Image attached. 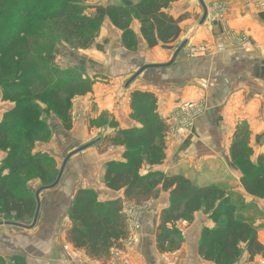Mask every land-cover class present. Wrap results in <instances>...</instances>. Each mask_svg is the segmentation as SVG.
I'll return each instance as SVG.
<instances>
[{"label": "rangeland", "instance_id": "1", "mask_svg": "<svg viewBox=\"0 0 264 264\" xmlns=\"http://www.w3.org/2000/svg\"><path fill=\"white\" fill-rule=\"evenodd\" d=\"M45 1L48 2L50 0ZM130 1L133 5L140 2L139 0ZM78 2L80 3L79 6L82 7L83 14L86 17L96 19L94 27L89 30L85 29L79 35L70 38L57 31L58 25L56 21L37 20L33 21L25 30L24 34L26 35L25 38H27V43H23L21 40L17 44L19 51L23 48H27L29 50L27 55L31 56V59L28 60L29 64L34 63L37 67L44 69V71H53L57 73L63 72L67 79L71 77L76 79L78 78L80 82L90 84L91 90L87 93L77 94L74 96H70L68 88H62L59 90V93L67 99V108L71 117L72 128L68 131L64 130L59 121L56 120V116L53 113V110L50 109L48 103H41L37 99H32L31 101V104H35L37 109L41 111L39 119H37L44 125L45 130L37 139L35 138L36 136L33 132L29 133L20 131V134L18 133L17 140L19 143L23 144V146L30 147L28 148L29 155L32 157L33 155H44L42 167L45 169L47 177L51 176V172L58 176L62 170V166L63 172L55 187L50 188L49 190H41L37 194V199L40 200V208L37 220L33 226L32 219H26L24 223H21L28 229L7 225L0 226V238L2 240V243L0 244V254L2 255L0 256H2L8 264H13L11 261L12 258H8L7 256L13 252L21 256V258L25 261V264H47L45 261H50V254L48 253L50 252L49 248L51 245L49 242L54 237V232L51 227L50 229L44 227L45 224L42 220L52 218L50 217L52 214L54 215L53 218L56 217V213L52 208H48V205L55 202L57 199V196L61 191V186L63 185L62 183L69 172L74 171V165L80 164L83 168L82 172L84 173L79 171L77 176L79 180L81 178V182L84 186L90 185L95 187L96 184H99L98 182L100 178L103 180L104 167L107 164H104V159H107L104 154L119 150L122 152L121 163L123 162L124 148L122 146H109V148L104 149V147L100 145L106 137L114 136L117 132L128 129H122L119 126L114 112L120 108L122 111L124 108L128 111L127 113H129L128 117L123 116L124 119L128 118V120L132 123V126H135V128L141 126L139 123L134 122L130 118L132 112L130 107L132 95L138 91L149 92L144 90L147 88L149 90L153 87L152 84L155 82V76H153V73L157 70H155V67L147 69L148 71L145 70V77L142 75L144 72L143 70L137 75L136 79L129 82L133 75L137 73V69L135 67H130L126 62L121 60L122 56L125 54H118L116 49L117 41H119V46L123 47L124 50L131 54L133 58H140L146 61V63L149 62L146 64L149 66L167 65L177 50L179 51L172 65L176 63V60L183 52L193 55L203 52H212L210 48H207L202 44L189 46L188 44L191 37L188 32L182 39H178L174 43L167 44V46H165L166 48L162 47L156 49V46L149 48L146 44H144V42L137 41L136 36L131 29L130 31H132L135 37V42L133 49L130 50L123 43L122 31L115 29L108 17L105 16L102 20H97L96 9L98 7L105 8L120 6L123 5L122 0H78ZM196 3L199 8L196 25L198 24L202 26L206 23L209 14L211 15L212 7L209 10L204 5L206 17L203 20L205 14L202 5L198 0H196ZM262 3V1L258 2V6ZM225 10L226 8L224 6L216 5L213 9L214 17H211V23L215 26H219L217 24H221V20L216 18L219 16L217 11L222 13ZM130 16L131 24L134 23L133 25H138L140 30V20L137 18L135 19L132 15ZM14 21L15 19H12L11 23ZM21 37L22 35L15 39L18 40ZM225 38L228 42L235 45H246L251 40L250 37L243 32L238 35L227 32ZM139 43L141 44L139 45ZM23 45L26 46L24 47ZM141 45L145 48L143 51L140 49ZM21 47L23 48L21 49ZM167 47L171 52L167 56V62L164 63L162 61L164 56H161L163 55V52L167 50ZM158 49L161 51H158ZM172 52L173 54L171 55ZM6 57L7 56L5 54H0V58L7 69V63L4 62ZM156 60L162 61V64H154L157 62ZM10 65L11 68L7 70L9 72L8 78L12 77L13 80L16 65L12 64V62H10ZM127 70L134 73L128 76L122 73L127 72ZM22 80V82L30 83L29 80ZM42 82L35 83V86H38ZM3 84H5V81H0V123L3 121L5 114L11 112L15 107L16 101L14 97L13 101L11 100V94L14 96V93L17 92L12 90V92L9 91L5 93L2 89ZM13 84L14 81L12 82V86ZM96 84H99L103 90V93H99V97L102 99L100 104H105L103 97H105V92L110 90L114 101L113 106L117 107L116 110L113 111L114 108L111 111H109V109L107 111L100 112L96 110L94 106L97 105V97H95V93L92 91ZM50 86L51 85L48 84L46 90ZM142 88L146 89L141 90ZM48 99L49 95H47L46 100ZM206 99V94L198 91L194 94V98L191 101L183 102L182 104H179V106L175 107L176 109L174 108L171 113L168 112V114H164L163 117H166V120H163L158 113L160 119L165 121L169 128L168 138L165 144L166 154L169 152V148L170 150L173 147V149H177L178 147L183 146L184 143H187V141L193 136V128L199 122L200 117L203 116L207 110ZM84 112L86 113L83 115ZM247 125L248 124L246 122L240 124L239 126L230 124V126H235V130L233 131L234 136L228 145L236 144L243 148L248 147L251 152H249L246 159H251V161L257 165L258 159L261 155L259 157L255 155V148L256 146L259 147L261 143H264V125L259 130H257V128L251 129V127ZM44 134H46V136ZM95 141H98V143L94 144V146L83 148L89 144H93ZM8 156L9 149L0 147V169H3L2 175L4 176H7L8 174V169L5 168V162ZM166 158L167 157H165L164 161L160 165L164 164ZM217 158L218 161H211L213 164H206V168L202 164L197 167L192 166L193 168L190 166H185L184 168L176 167L175 171H173L172 167V170L169 172L160 173L169 176H183L198 187L213 184L223 189L225 195L228 196L233 203H235L236 218L253 226L259 243L264 247V199L260 200L250 196L249 194L248 196L247 193L245 194L240 180L241 170L231 161L230 152H228L227 156L225 155ZM209 160H212V158ZM172 162H174V160H172ZM200 167L205 170H200ZM153 168L155 167H144L141 172L143 174H147L148 172H152ZM25 170L26 171L13 175L10 184L11 189L14 193L19 195L20 191H18V189L20 186L25 193L29 194L33 200H35L36 192L41 188L49 186L43 185V183L38 179L37 173L32 170L30 166H28ZM234 171L240 176L237 180L232 177L231 173ZM185 173H187L188 176H185ZM101 183L108 191L106 184L103 183V181ZM79 185L77 184L72 189L70 187L66 188L67 194H70L68 198L69 202L67 203V206H65V208L63 207L61 210L62 216L56 217H68V222L70 224L69 229L71 228V221L68 212L74 201L76 193L83 190L80 189L82 186L80 185L79 187ZM247 196L248 198H246ZM151 197L150 201L140 203L138 206L131 202H125L122 211L126 215L128 234L126 238L120 242L122 248L118 249L111 247V249L103 257L91 258L87 251L74 249L65 240L66 236L63 238L61 237L62 235L59 234L56 237L55 246L60 247L63 261L67 264H136L139 259L143 258L146 260V264H213L212 262H208L199 256L197 250L201 243L203 231H215L218 228V225H215L213 222V216L211 214H205L201 211L194 214L190 221L177 223L175 226L179 234L174 238L176 242L175 246L172 247L173 249L168 247L169 252L167 253H160L156 242L158 231L157 226L162 210L167 209L169 206V196L167 192H164L160 187H158L153 191ZM149 217H152L153 219L152 226L147 227V224L145 226V222ZM0 222H12L19 224L14 221V219L6 220L1 218ZM40 227H43L42 230H39ZM62 229L63 227L61 230ZM192 233H194V235ZM32 236L37 237L33 238ZM31 237L35 241L37 240L36 245L30 244L31 240L28 238ZM7 238L15 239V245L20 250H18L19 254L16 253V250L13 252L10 251L8 246L11 247L12 244L9 243ZM148 249H152L155 253H157V259H155V262L150 261L151 259L149 260L146 256V250ZM42 250H47V255L41 259ZM238 250L239 258L233 264H264V259L259 256L253 259L250 258V255L246 252L245 244L239 245ZM23 252L26 255L23 254ZM25 257L28 259H25Z\"/></svg>", "mask_w": 264, "mask_h": 264}, {"label": "trees", "instance_id": "2", "mask_svg": "<svg viewBox=\"0 0 264 264\" xmlns=\"http://www.w3.org/2000/svg\"><path fill=\"white\" fill-rule=\"evenodd\" d=\"M122 1L123 5L120 6L98 7L96 13L97 20L106 16L115 29L122 31L123 43L128 49H133L135 42L129 28L130 15L140 20V31L149 48L158 43L167 45L179 38L178 24L182 17L175 20L165 13L168 6L177 0H139L135 5L130 0ZM79 5L78 0H0V54L7 56L4 61L7 69L0 58V81H5L2 85L5 93L17 91L14 96L11 94V100L14 97L16 101L15 107L5 114L0 123V147L9 149L5 162L7 176L2 175L3 169H0V219H14L21 224L26 219L34 218L36 200L20 186L19 195L14 193L10 185L13 175L26 171L30 166L43 185L49 186L57 178L53 172L51 176H46L42 167L44 155L32 157L29 155L30 147L23 146L17 140L20 131L33 132L37 139L45 130L38 120L41 111L31 104L32 99L48 103L56 120L68 131L72 128L71 117L67 99L59 90L68 88L70 96L91 90L90 84L80 82L78 78L67 79L63 72L44 71L34 63L29 64V50L21 47L23 49L19 51L17 44L21 40L27 43L25 30L37 20L56 21L57 31L70 38L85 29H91L96 19L86 17ZM12 19H15L13 23ZM20 35L22 37L16 40ZM10 62L16 65L13 80L12 77L8 78ZM22 79L30 83L22 82ZM37 82L42 83L35 86ZM48 84L51 86L46 90ZM156 105L154 94L134 93L130 103V118L141 126L117 132L100 144L104 149L117 145L124 148L123 162L110 161L105 165L103 174L107 189L121 192L123 199L101 202L93 191H78L68 212L71 230L66 233L67 243L76 250L87 251L91 258L105 256L111 247L122 248L120 242L128 234L123 205L131 202L138 206L148 202L153 191L160 187L169 196V206L162 210L157 226L156 242L160 253H167L168 247L173 249L175 246L174 238L179 234L175 226L177 223L190 221L194 214L203 211L211 214L213 222L218 225L217 230H204L202 233L197 250L204 260L213 264H233L239 258L238 247L241 244L246 245V252L251 259L257 256L264 259V247L259 243L255 229L236 218L235 203L225 195L223 189L213 184L198 187L183 176H169L157 171L147 174L141 172L144 167L160 165L166 157L165 144L169 128L160 119ZM249 152L251 150L248 147L236 144L230 146L231 161L241 170L240 179L245 193L261 200L264 199V154L256 165L251 159H246ZM11 261L13 264H25L21 257H14ZM0 264H8L2 256Z\"/></svg>", "mask_w": 264, "mask_h": 264}, {"label": "crops", "instance_id": "3", "mask_svg": "<svg viewBox=\"0 0 264 264\" xmlns=\"http://www.w3.org/2000/svg\"><path fill=\"white\" fill-rule=\"evenodd\" d=\"M261 1L263 3L258 6V2ZM202 2L207 9L210 10L212 7L211 15L209 14L206 23L202 26L196 25V19L199 15V8L196 0H179L170 4L165 13L175 20L182 17L181 22L178 24L180 30L178 39H182L188 32L191 37L188 44L189 46L202 44L210 48L212 52H203L197 55L183 52L173 65L165 69L155 68L157 71L153 73V76H155V82L152 84L153 87L149 90L148 88H142L141 90L146 89L144 91H149L151 94L155 95L158 113L163 120L167 119L163 117L164 114H168V112L171 113L175 107L183 102L191 101L194 98V94L198 91L206 94L207 110L193 128V136L187 143H184L183 146L177 149H173V147L170 150L169 148L164 164L155 166L152 172L167 173L172 170V167L173 171H175L176 167H197L202 164L206 168V164H213L211 161H218L217 157L227 156L228 152H230L231 144H228L233 138V131L235 130V126H230V124L239 126L246 122L248 124L247 126L251 127V129L257 128V130L264 125L262 124L264 123V0H202ZM216 5L226 8L222 13L217 11L219 16L216 18L221 20V24H217L219 26H215L211 23V17H214L213 9ZM133 24H131L130 29L135 34L137 41L144 42L139 26ZM227 32L237 35L243 32L250 37L251 40L246 45L231 44L225 38ZM140 44L141 43H139V45ZM119 45V41H117V52L118 54H125L122 56L121 60L126 62L130 67H135L138 71L143 66H149L146 65L149 62L146 63V61L140 58H133L131 54L127 53L124 48ZM165 46L167 45L158 43L156 49ZM140 49L143 51L145 48L141 45ZM158 51L161 50L158 49ZM166 51H164L161 56H164L162 60L164 63L167 62V56L171 52L168 50V47ZM156 61L157 62L154 64H162V61ZM145 70L147 69H144L142 73L143 76L145 75ZM122 73L128 76L134 72L127 70V72ZM92 91L95 93V97H97V105L94 107L98 112L107 111L108 109L111 111L113 108V111L116 110L117 107L113 106L114 101L110 90L105 92V97H103V100H105L104 105L100 104L102 99L99 97V93H103L100 85L96 84ZM116 112L122 113L117 114ZM127 112L128 111L124 108L122 111L121 108L117 109L114 112L115 118L122 129L135 128L128 118L124 119L123 116L128 117L129 115ZM85 113L86 112H84L83 115ZM263 154L264 143H261L259 147L256 146L255 155L259 157ZM104 156L107 158L104 159V164L109 161L121 163L122 160V152L119 150L106 153ZM210 158H212V160H209ZM172 160H174V162H172ZM73 169L74 171H70L67 177H65L62 183L63 185L61 186V191L55 202L48 205V208H52L56 213V217L62 216L61 210L63 207L65 208L69 202L68 198L70 194H67L66 188L70 187L72 189L77 184L82 186L80 189L95 192L101 202L123 199L121 192L107 191L101 183L103 181L102 178H100L99 184H96L95 187L90 185L84 186L81 182V178L79 180L77 176L79 171H83L82 166L76 164L73 166ZM199 169L205 170L201 169V167ZM231 174L236 180L240 177L235 171ZM185 176H188V174L185 173ZM248 196L246 198H248ZM53 216L52 214L50 216L52 218L42 220L45 224L44 227L49 229L51 227L54 232V237L49 242L51 245L49 248L50 252L48 253L50 254V261L48 262L46 260L45 262L47 264H67L63 261L61 249L59 246H55V242L59 234L64 238V236H66L64 234L70 230L68 217L53 218ZM152 220V217L147 218L145 226L146 224L147 227L152 226ZM62 227L63 229L61 230ZM42 228L43 227H40L39 230H42ZM192 234L194 235V233ZM32 237L35 238L34 236ZM32 237L28 238L31 240L30 244L36 245L37 240L35 241ZM7 239L9 243L12 244L11 247L8 246L10 251L13 252L16 250V253L19 254V249L15 245V239ZM1 241L0 238V244L2 243ZM23 254L25 253L23 252ZM46 255L47 250H42L41 259L46 257ZM7 256L8 258L21 257L14 252ZM146 256L153 262L157 259V253L152 249L146 250ZM25 259L28 258L25 257ZM145 261L146 260L142 258L139 259L136 264H146Z\"/></svg>", "mask_w": 264, "mask_h": 264}, {"label": "water", "instance_id": "4", "mask_svg": "<svg viewBox=\"0 0 264 264\" xmlns=\"http://www.w3.org/2000/svg\"><path fill=\"white\" fill-rule=\"evenodd\" d=\"M199 1H200L201 5H202V8H203V10H204V14H205V6H204L202 0H199ZM205 17H206V14H205V16L203 17V20L205 19ZM179 49H180V48H179ZM178 51H179V50H177V51L173 54V56H172V58H171V61H170L169 63H167V65H159V66H158V65H152V66H143V67H141V68L137 71V73H136L135 75H133L132 79H131L129 82H131V81H133L134 79H136L137 75H138L141 71H143L144 69H149V68H152V67H155V68H156V67H158V68H167L168 66L172 65V63L175 61L174 59H175L176 55L178 54ZM158 68H157V69H158ZM96 143H98V141H95L93 144H89V145H87V146H85V147H83V148H87V147H90V146H94V144H96ZM61 169H62V170H61L60 173L58 174L56 180H55L51 185H49V187L41 188V189H39V190L36 192L35 200H36L37 206H36V209H35V213H34V218H33L32 226L35 224V221L37 220V217H38V211H39V208H40V200L37 199V194H38L41 190H49L50 188H53V187H55V186L57 185V183H58V181H59V179H60V177H61V175H62V172H63V166H62ZM1 225H7V226H12V227H17V228L28 229L27 227H25V226L22 225V224H17V223H12V222H0V226H1Z\"/></svg>", "mask_w": 264, "mask_h": 264}]
</instances>
